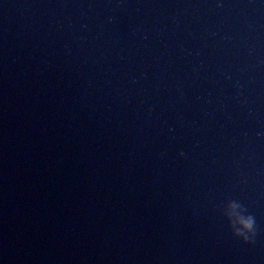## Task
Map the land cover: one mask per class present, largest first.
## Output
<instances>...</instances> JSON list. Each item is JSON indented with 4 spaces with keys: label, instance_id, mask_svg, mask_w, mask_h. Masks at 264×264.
I'll use <instances>...</instances> for the list:
<instances>
[{
    "label": "water",
    "instance_id": "water-1",
    "mask_svg": "<svg viewBox=\"0 0 264 264\" xmlns=\"http://www.w3.org/2000/svg\"><path fill=\"white\" fill-rule=\"evenodd\" d=\"M0 264H264V0H0Z\"/></svg>",
    "mask_w": 264,
    "mask_h": 264
},
{
    "label": "clouds",
    "instance_id": "clouds-1",
    "mask_svg": "<svg viewBox=\"0 0 264 264\" xmlns=\"http://www.w3.org/2000/svg\"><path fill=\"white\" fill-rule=\"evenodd\" d=\"M229 216L239 223V227H234L233 235L240 238L245 243H250L255 235V221L251 216L243 214V210L236 203L229 205Z\"/></svg>",
    "mask_w": 264,
    "mask_h": 264
}]
</instances>
